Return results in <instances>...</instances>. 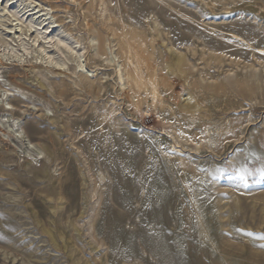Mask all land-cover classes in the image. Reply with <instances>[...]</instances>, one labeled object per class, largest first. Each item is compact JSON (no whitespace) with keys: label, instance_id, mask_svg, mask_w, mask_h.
<instances>
[{"label":"rangeland","instance_id":"1","mask_svg":"<svg viewBox=\"0 0 264 264\" xmlns=\"http://www.w3.org/2000/svg\"><path fill=\"white\" fill-rule=\"evenodd\" d=\"M262 169L264 0H0V264H264Z\"/></svg>","mask_w":264,"mask_h":264},{"label":"bare ground","instance_id":"2","mask_svg":"<svg viewBox=\"0 0 264 264\" xmlns=\"http://www.w3.org/2000/svg\"><path fill=\"white\" fill-rule=\"evenodd\" d=\"M30 7H31V6H30ZM34 7H35V6H34ZM36 8H37V7H36ZM29 11H30V10H29ZM31 13H32V12H31ZM37 13H38V12H37ZM33 14H34V13H33ZM41 16H43V15H41ZM45 20H46V19H45ZM46 22H47V21H46ZM43 23H44V22L42 21V22L40 23V26H41ZM49 24L51 25V23H48V24H46V25H49ZM46 25H44V26H46ZM48 27H49V26H48ZM54 28H55V27L52 26V29H54ZM42 29H44V28H42ZM51 32H52V31H51ZM40 34H41V33H40ZM41 35H42V34H41ZM43 35L46 36V33H44ZM44 39H47V38H44ZM118 71H119V70H118ZM239 85H240V84H239ZM239 85L237 84V85H236V88H241V89H243V88L245 87V85L243 86V84H241L242 86H239ZM252 86H253V85H252ZM246 87H249V86H246ZM250 89L253 90V89H256V88H255V86H253V87H251ZM15 139L17 140V138H15ZM17 141H18V140H17ZM19 142H20V144H21V143L23 144L22 140H21V141L19 140ZM23 145H24V144H23ZM24 148H26L25 145H24ZM45 148H47V146H46ZM47 149H48V148H47ZM29 152H30V151H29ZM35 154H36V153H35ZM28 155H29V157L31 156L30 154H28ZM33 155H34V154H33ZM36 155H37V154H36ZM34 156H35V155H34ZM34 156H33V157H34ZM33 157H32V158H33ZM32 158H31V159H32ZM36 159H37V158H36ZM36 159H35V160H36Z\"/></svg>","mask_w":264,"mask_h":264},{"label":"snow or ice","instance_id":"3","mask_svg":"<svg viewBox=\"0 0 264 264\" xmlns=\"http://www.w3.org/2000/svg\"><path fill=\"white\" fill-rule=\"evenodd\" d=\"M250 173H248L247 169L246 168H241L239 170V179L244 181L246 179V175H248ZM261 177H264V169L261 170ZM262 239H264V237H261Z\"/></svg>","mask_w":264,"mask_h":264}]
</instances>
